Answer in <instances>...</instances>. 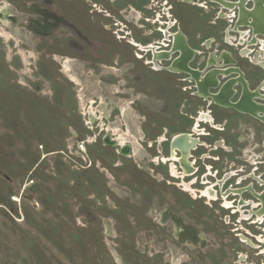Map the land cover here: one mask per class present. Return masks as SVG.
<instances>
[{
	"label": "rangeland",
	"instance_id": "374dc122",
	"mask_svg": "<svg viewBox=\"0 0 264 264\" xmlns=\"http://www.w3.org/2000/svg\"><path fill=\"white\" fill-rule=\"evenodd\" d=\"M54 1L51 6L48 0H0V264H214L206 251L188 252L189 257L180 251L183 245L162 220L166 209L182 218L188 214L204 239L216 234L227 245L223 248L227 264L230 256L234 259L235 248L244 247L235 231H231L233 224H225L229 209L218 208L219 200L209 198L206 204L204 198L191 197L183 190L184 186L189 190V183L182 181L179 166L165 163V157L164 162L159 161L167 153L169 138L180 131L191 132L198 111L202 105L209 109V104H203L191 93L194 87L184 86L193 82L177 81L184 74L170 70L169 59H160L152 70V65L146 63L151 52L142 51L147 59H139L133 55L135 48L127 44L123 46V60L125 66H132L125 67V78L110 70L102 76L104 70L88 65L91 59L102 58L100 51L95 49L88 54L84 46L70 45L71 40L84 44L82 35L90 20L87 0ZM39 5L53 8L62 17L61 26L55 27L56 37L54 31L53 35L44 36L30 28L29 17L43 18L36 11ZM114 6L110 3L106 7L116 15V7L123 9L125 15L121 13L120 17L131 30L129 38L137 31L143 43L154 37L164 39L159 31L162 38L156 33L152 37L146 34L151 25L143 17L142 28L127 20L138 15L131 9L136 8L132 0L118 1ZM7 15L19 20L14 22ZM107 18L103 23H111L112 18ZM98 23L103 28L100 19ZM106 42L108 49V45L101 49L110 53L108 61L117 60L122 52L118 42ZM245 62L247 66V58ZM229 112L219 113L215 122L221 123L220 127L225 126L222 118ZM234 119L235 127L240 122L243 127L257 123L264 131L261 123L246 115ZM212 122H200L207 132L201 135L206 143L223 137L227 143L228 138L236 141L228 132L214 129ZM165 131L167 139L161 141ZM240 132L250 134L249 130ZM255 138L260 142L259 135ZM251 142L252 139L246 141ZM117 143L129 146L128 152H123V148L120 151ZM201 150L210 153L203 161L219 166L218 177L224 180L222 183L214 177L206 185L220 182L214 188L221 193L237 187L240 194L248 197L247 185L261 187L251 175L255 165L239 156L231 162L233 155L228 152H222L224 157L218 161L213 157L216 151L206 146ZM178 160L184 161L181 157ZM182 163L186 169L185 161ZM202 166L207 167L204 163ZM169 167L177 177L170 175ZM263 168L264 165L257 173H263ZM230 171L233 174L226 179ZM191 186L197 196V189ZM207 189L211 191L203 190ZM180 196H187L189 202ZM240 196H236L237 200ZM252 199V204L240 209L245 213L253 210L248 217L257 219L261 200ZM213 213L215 225L205 226L203 222L209 224L207 217H213ZM241 216L236 212L232 220L238 221ZM237 223L244 226L241 233L247 229L264 238V223ZM229 249L233 251L228 253Z\"/></svg>",
	"mask_w": 264,
	"mask_h": 264
},
{
	"label": "flooded vegetation",
	"instance_id": "af4514ba",
	"mask_svg": "<svg viewBox=\"0 0 264 264\" xmlns=\"http://www.w3.org/2000/svg\"><path fill=\"white\" fill-rule=\"evenodd\" d=\"M48 1L50 5L53 6L55 1ZM118 1L123 3V0H111V2L110 0H87V14L90 16V20L86 21L87 24L85 28L87 32L85 35H82L79 31V34L84 38V44L82 45L78 41L71 40L70 45L78 48L84 46L88 54L91 52V54H93L95 49L100 51L102 58L99 61L91 59L92 61L88 62V65L96 66L97 70H104L102 76L108 75L110 70L113 75L117 73V77L123 76L125 78V67L132 66H130V64L125 66L124 63L126 62L123 60V46L127 44L135 48L133 55L139 59H147H145V54L141 53L142 51L146 50L151 52V56L146 60V63L152 65V70H155L154 66L160 59H169V69L172 71L174 69L184 74L182 77H178L177 81L193 82L192 84L185 83L184 86L191 89L194 87L190 90L191 93L197 95L203 101V104H209L210 108L206 109V105H202V110L198 111L199 117L197 118L196 126H194L191 132L180 131V134L186 133L187 135L192 134V136H194V142L188 152L182 148L176 149V157L183 158L186 169L182 165V162L175 158H171L165 163L169 162L170 166L172 164H175L176 167L179 166L180 174H183L182 181L185 180L187 183L193 185V188L197 189V196H195L190 189H185L182 183V186H184L183 190L191 197H195L196 199L204 198L203 200L205 203L209 204V202L206 201L209 197L207 195L203 196V189L211 188V191H215L214 197L216 198L212 197L209 201L219 200L218 208L229 209L230 214H226L228 217L224 219L225 224H233V229H231V231H235L236 236L244 244V247L239 246L240 249L237 250L235 248L234 259H231L230 256V262L227 264H263L264 238H261L263 236L259 238L256 234L252 235L247 229L243 231L244 233H241L244 226L242 224L239 225L237 222L247 220L250 224L256 221L261 222V224L264 223V168L263 173H257L264 165V131L257 123L250 125V127H243L240 122L238 126L235 127L234 125L237 124V121H235L234 117L246 115L264 126V0H132L136 8L131 6V9L134 13L137 12L138 15L133 14V19L128 18L127 20L133 21L138 28H142L140 22L143 17L144 22L150 23L151 25L150 30L146 33L147 35L152 37L153 34L156 33L158 37L162 38L161 34H158L157 31L162 32L164 35L163 40H158L154 37L151 40L148 39L145 43L139 39L142 35L137 31L133 34L132 38H129L131 30L120 17L121 13L125 15L123 9L116 7L115 12H119V14L116 15L106 7L109 6L110 3L115 7L114 4ZM36 5L38 4H35V6ZM30 8L33 10L35 9L33 6ZM36 11L41 14L43 18L38 19L29 17L32 22L30 28H35L37 32H40V34L44 36L53 35V31L55 35V27L61 26L62 17H59L55 12L56 10L53 11V8L51 9L49 6L39 5ZM141 11L144 15L140 16L139 14ZM7 16L14 22L19 20L18 17L16 18L14 15ZM20 17H24V15ZM96 17L102 22L103 28L98 23L99 19H95ZM107 17L112 18V20L110 19L111 23H103V19ZM134 18H136L137 21H135ZM108 19L109 18H107V21H109ZM120 23H122V25ZM70 24L76 30V26L72 23ZM109 32L112 33L110 36L108 35ZM63 34L64 33H62V35ZM106 39L111 42H118L117 47L122 50L118 55V59H113L112 62H109L111 60L110 53L107 54L101 49V47L108 45ZM108 47L109 45L107 49ZM152 51L154 57L152 56ZM160 52L168 54V58L158 57L157 55ZM183 53L186 54V57H184ZM91 54L89 55L90 57L92 56ZM246 58L249 61L247 66L245 62ZM74 59L76 58L74 57ZM184 59L187 63H184ZM248 65L250 67H248ZM188 68H192L194 71L192 72ZM258 69L263 70V72H258ZM240 71H242L243 74ZM259 73L262 74L261 77ZM243 77L247 82H242ZM136 78L139 79L138 77ZM232 78L238 79L232 80ZM122 82H125L124 79ZM123 84L124 83H122V85ZM235 104L238 105L235 106ZM220 108L223 109V111H221ZM225 111L230 112L227 115L225 114L226 116L222 118L225 126L220 127L219 125H221V123H216L215 120L220 118V112L225 113ZM211 120L213 121L211 126L214 129L221 132L225 131L223 133L228 132V135H233L236 141L228 138V144L225 137H223V139H216L214 143L208 144L204 139H201V135H205L207 132L201 128L200 122H210ZM241 130H249L250 134L241 133ZM162 134H164V138H161V141H165L168 132L165 131ZM196 134L198 136H196ZM255 135L260 136V142L256 141ZM175 137L176 135L169 138V148L166 154L159 157L160 162H164L163 157L169 158L172 156V142ZM250 139H252L253 142L246 143V141ZM235 143H237L236 146L234 145ZM116 145H120V151L122 148L123 152H128L126 149L129 150V147L124 150L125 146L122 147L119 143ZM151 145H153V143ZM205 146L216 151L213 155L215 160L221 161L224 157L222 154L228 152L230 155H233L232 161L230 159L227 161L228 164L230 161L234 162L239 156V159L255 165L254 173H251V175L261 187H256L254 183L247 185L246 187L249 188L250 197H248L247 194H240L242 191L239 193L240 188L237 187L227 188L228 191L222 193L220 190L214 188L219 185L220 182L223 183L224 180L221 181L218 177V173L220 172L219 166L209 165L203 161V159L210 154L201 150ZM261 147H263V150L261 149L262 152L258 153L257 149ZM241 151L244 152V155ZM237 152H240L241 155H237ZM186 153H188L187 159H185L186 157L184 156ZM155 161H157V159ZM218 161L216 162L217 164H219ZM197 162H200V164H197ZM203 163L207 167L202 166ZM169 170L171 176L177 177L173 174L172 168L169 167ZM185 170H187V174H184ZM232 174L233 171L228 172L225 178L231 177ZM214 177L215 179L217 178L218 181L220 180V182L212 186L206 185V183ZM197 182L205 184L206 186L204 185V187H201L200 184H196ZM236 196H240L239 200H237ZM180 198H182L185 203L189 202L187 196H180ZM252 198L261 200V202H259V210L256 212V214H258L257 219L256 217H248L249 214L251 215L254 213L253 210H246V213H248L246 215L245 211L242 212L240 209V206L249 203L252 204L254 200ZM226 202L229 204H226ZM211 207L213 209L215 208L213 204ZM236 212H240L242 216L240 220L233 221L232 214ZM207 218H209V224L206 222H203V224L207 227H213L216 221L215 214L213 213V217L209 216ZM162 220L165 221L167 227H171L170 231L176 241L183 245V249H180V251H183L185 255L189 257V254L195 250L206 251L208 256L214 260V264L225 263V254L227 253L223 248L227 247V245L218 240L216 234H211V236H207V239H204V235L201 236L197 223L189 220L188 214H186L185 218H182L173 210L166 209ZM174 223H176L175 228L173 226ZM252 236H254V238H252ZM170 245L173 246L174 244L170 242ZM233 248L234 247H232V249ZM253 249L254 251H252ZM209 250H211V252ZM229 251L233 250L229 249L228 253ZM251 251L255 254L251 255ZM215 252L218 253L215 254ZM236 257L237 259H235ZM255 257H258L257 261Z\"/></svg>",
	"mask_w": 264,
	"mask_h": 264
},
{
	"label": "bare ground",
	"instance_id": "6f19581e",
	"mask_svg": "<svg viewBox=\"0 0 264 264\" xmlns=\"http://www.w3.org/2000/svg\"><path fill=\"white\" fill-rule=\"evenodd\" d=\"M153 48H154V46H153ZM198 125V124H197ZM196 128V127H195ZM107 141H108V139H107ZM193 142H194V137L192 136V134H186V133H181V134H179L178 133V135H176V137L174 138V140H173V142H172V148H173V151H172V156L171 157H165V160H169V159H171V158H175V159H178L179 157H176L177 155H176V149H179V148H182V149H185V150H187V152H188V150L192 147V144H193ZM129 146H125V148H124V150L126 149V148H128ZM185 150H183V151H185ZM126 151H128V149H126ZM184 156L186 157L185 159H187V157H188V153H186V154H184ZM182 160V159H181ZM182 162H184V161H182ZM183 164V163H182ZM186 166V165H185ZM174 167H175V165H174ZM173 172H174V170H173ZM186 172H187V170H185V173L184 174H186ZM187 187H189V189L190 188H192V186L190 185V183L187 185ZM192 190V189H191ZM194 193V192H193ZM203 195H207L210 199L212 198V197H214V193H212L211 191H210V189H207V190H203ZM214 198H216V197H214ZM228 202H229V200H228ZM228 202H226V204H229ZM230 206V205H229ZM228 206V207H229Z\"/></svg>",
	"mask_w": 264,
	"mask_h": 264
},
{
	"label": "water",
	"instance_id": "95a60500",
	"mask_svg": "<svg viewBox=\"0 0 264 264\" xmlns=\"http://www.w3.org/2000/svg\"><path fill=\"white\" fill-rule=\"evenodd\" d=\"M157 54V53H156ZM183 55H184V57H186L185 55V53H183ZM158 57H164V58H168V54H164V52H160V53H158V55H157ZM184 63H187L186 62V60L184 59ZM190 71H194V69H192V68H188ZM220 70H222V69H220ZM222 71H225V70H222ZM241 73H242V71H240ZM243 74V73H242ZM239 78V77H238ZM238 78H232V80H237ZM243 80H242V82H247L246 81V79H244V77L242 78ZM238 104H235V106H237ZM106 139V138H105ZM107 141V140H106ZM108 142V141H107Z\"/></svg>",
	"mask_w": 264,
	"mask_h": 264
}]
</instances>
